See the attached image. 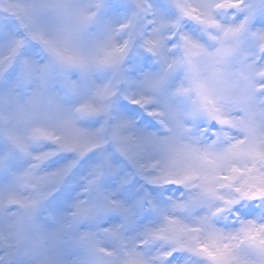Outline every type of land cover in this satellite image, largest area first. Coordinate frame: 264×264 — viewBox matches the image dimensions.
<instances>
[{"label": "snow or ice", "instance_id": "obj_1", "mask_svg": "<svg viewBox=\"0 0 264 264\" xmlns=\"http://www.w3.org/2000/svg\"><path fill=\"white\" fill-rule=\"evenodd\" d=\"M0 264H264V0H0Z\"/></svg>", "mask_w": 264, "mask_h": 264}]
</instances>
